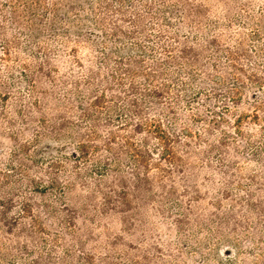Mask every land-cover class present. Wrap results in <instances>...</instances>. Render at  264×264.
I'll return each instance as SVG.
<instances>
[{
	"label": "rangeland",
	"instance_id": "1",
	"mask_svg": "<svg viewBox=\"0 0 264 264\" xmlns=\"http://www.w3.org/2000/svg\"><path fill=\"white\" fill-rule=\"evenodd\" d=\"M0 264H264V0H0Z\"/></svg>",
	"mask_w": 264,
	"mask_h": 264
}]
</instances>
